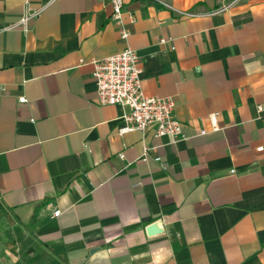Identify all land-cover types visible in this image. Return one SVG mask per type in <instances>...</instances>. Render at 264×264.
I'll list each match as a JSON object with an SVG mask.
<instances>
[{
    "label": "crops",
    "instance_id": "0c3cea01",
    "mask_svg": "<svg viewBox=\"0 0 264 264\" xmlns=\"http://www.w3.org/2000/svg\"><path fill=\"white\" fill-rule=\"evenodd\" d=\"M123 1L127 41L107 0H0V264H264V0ZM127 46L185 138L99 103Z\"/></svg>",
    "mask_w": 264,
    "mask_h": 264
},
{
    "label": "built area",
    "instance_id": "2783aa9c",
    "mask_svg": "<svg viewBox=\"0 0 264 264\" xmlns=\"http://www.w3.org/2000/svg\"><path fill=\"white\" fill-rule=\"evenodd\" d=\"M30 0H26L29 4ZM106 1V0H100ZM113 7V19L119 26L120 37L127 41L130 32L125 28L123 21V0H107ZM165 8L174 9L169 0H151ZM45 7L32 9L26 7V11L17 24L8 26L11 29L21 26L25 31L29 30L30 22L38 18ZM180 14L193 16L191 13L179 12ZM131 21L135 18L131 16ZM163 43L166 40H161ZM94 79L97 86V98L100 104H118L126 107L121 116L122 125L119 128L120 133H126L133 130L144 132L149 127L155 128V134L158 137H169L172 142L185 138L182 123L175 115L176 102L170 96H149L145 94L142 87V67L140 57L137 52L127 46L119 53L106 58L95 60ZM20 102H26L25 96L19 98ZM261 110V106L258 107ZM215 121V115H213ZM206 131L202 130L201 134ZM150 148L144 150V159ZM260 147L259 150H262ZM122 157V154L120 155ZM156 161H161L159 156ZM60 211H55L59 215Z\"/></svg>",
    "mask_w": 264,
    "mask_h": 264
},
{
    "label": "water",
    "instance_id": "95a60500",
    "mask_svg": "<svg viewBox=\"0 0 264 264\" xmlns=\"http://www.w3.org/2000/svg\"><path fill=\"white\" fill-rule=\"evenodd\" d=\"M164 232V225L161 219H157L146 226V233L148 236L161 234Z\"/></svg>",
    "mask_w": 264,
    "mask_h": 264
}]
</instances>
